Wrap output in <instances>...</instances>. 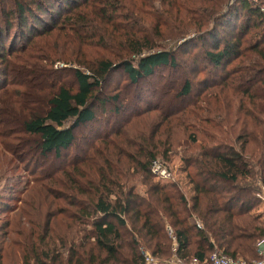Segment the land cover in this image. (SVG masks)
<instances>
[{"label":"trees","instance_id":"16d2710c","mask_svg":"<svg viewBox=\"0 0 264 264\" xmlns=\"http://www.w3.org/2000/svg\"><path fill=\"white\" fill-rule=\"evenodd\" d=\"M259 1L0 0V42L14 32L25 42L0 53V187L17 162L39 172L21 209L0 194V264H145L142 250L186 262L215 250L249 264L261 258ZM184 69L205 79L183 77ZM119 70L140 90L135 99L124 89L102 98ZM152 78L174 94L163 100L152 89L158 105L137 112ZM107 101L135 120L67 166L76 131ZM176 132L191 144L181 159L190 201L181 182L154 181L151 171L176 154Z\"/></svg>","mask_w":264,"mask_h":264},{"label":"rangeland","instance_id":"374dc122","mask_svg":"<svg viewBox=\"0 0 264 264\" xmlns=\"http://www.w3.org/2000/svg\"><path fill=\"white\" fill-rule=\"evenodd\" d=\"M259 1V0H258ZM9 3H13V0H8ZM233 2V1H232ZM257 2V1H256ZM258 4L260 3L257 2ZM262 12L264 14V6L262 7ZM45 19H47V21H50L49 18L45 17ZM244 19L242 18L240 20V24L241 25L243 23ZM51 22V21H50ZM3 27V25L1 26ZM0 27V31L2 32V29ZM15 29H13L12 31H14ZM17 30V29H16ZM255 32V31H254ZM3 33V32H2ZM4 37V36H3ZM5 37L3 38V40L0 42V53L3 51V48H7L9 47V45H18L21 46L23 43L22 39H21V35H19V33L15 34V32L12 34V36L9 38L10 41L5 40ZM200 46V45H199ZM64 64L62 63H57L56 67L61 68L63 67ZM2 65L0 63V80L5 81L6 80V76L2 70ZM169 71H166V74ZM185 73L187 74L188 77L191 78H195L197 72H193L190 69H184L181 70L180 75H183V77H185ZM220 73V72H219ZM153 79V78H152ZM203 79H205V74H198L195 78V81H203ZM66 81H71V77H68L66 79ZM153 82H149V83H145L141 86L143 94L141 95L142 98H137L136 102L140 99H142V104L138 103V111L137 112H142L143 110H147L150 109L156 105H158V101L156 100V96H152V89H155L157 91L160 90L161 93H164L163 95L160 94V96L162 97L163 100H169L170 98H172V95L174 94V92H172L170 90L169 87H166L165 85L163 87H161L163 85V80L161 78H157V79H153ZM128 81H127V75L126 73H124L123 70H119L117 71L114 76L112 77V81L110 82L108 89L106 90V92L103 94V99L106 98L108 95L110 96H114L117 94H120L121 92L124 93V90H126L128 92L127 94V101L129 99H135V97L138 95V93L140 92V90L136 87H132L127 85ZM154 84H156L157 87L153 86ZM160 89H159V88ZM201 86L197 87V90L200 88ZM124 89V90H123ZM169 91H171V93H169ZM166 92H168V94L166 95ZM150 99H153V104H149L148 101ZM160 107V106H159ZM114 106L112 105V103L110 102H106L103 106H98L96 109V113H97V119L95 122L88 124V125H84L82 127H80L77 131H76V141H75V146L66 152V155H68L69 158H67V160L64 162V164H66L67 166L70 165L71 163V159L77 155V154H81V157L83 156V152L84 151H89V153H91V147H95L97 145H100L102 142V139L107 136V135H112L113 137L111 139L115 138L114 133L118 132L119 130H124L126 127L129 126V124H127V121L135 116L133 115V113L130 112H123L122 114L117 115L114 111ZM135 117H133V119L130 120V122L134 121ZM116 121H118L119 124L116 123ZM115 122V124H114ZM183 134L180 132H176V134L174 135V139L175 142L178 143V148L176 146H174V150L177 151L176 154H172L170 156V159L165 161L162 157H159V161H161L166 169L173 175V179L175 181L181 182L183 184L184 187V191L186 192V196L188 197L189 201L191 200V198L193 197V192L191 191V186L187 185V181H186V171H185V163L181 160L182 159V155L184 154L185 149L188 147L189 140L187 142V140H184L183 138ZM5 141L0 139V148H2L1 143H3ZM11 145H15L16 143L14 142H10ZM191 145V144H190ZM10 158V156L8 157ZM70 161V163H69ZM18 163V164H17ZM17 167L19 166V168L16 167V170H13V172H10V179L9 182H4L7 184H2V186L0 187V194L2 193L3 195H6L5 197H10V198H4L5 201L7 199H15L14 201H8V204L10 207H16L18 208L17 210L21 209L24 205V201L26 199L29 198L30 196V190L31 187L34 184V179L36 177V175L39 174L38 172V167H34L32 166L30 169H27V164H24L23 162L19 163L17 162ZM154 181H156L154 179ZM171 183V181H170ZM140 191L143 193L144 190L141 187ZM260 197L262 199V203L260 205V207L255 210L254 212H264V187L262 188V193L260 194ZM10 210V209H8ZM7 210V211H8ZM6 212L7 214L10 212ZM6 214V215H7ZM11 214H9L8 218L10 217ZM7 218V216H6ZM0 219H4V216H0ZM2 222H0L1 225ZM173 256L168 257V258H159L160 260L166 261L169 259H172Z\"/></svg>","mask_w":264,"mask_h":264},{"label":"built area","instance_id":"2783aa9c","mask_svg":"<svg viewBox=\"0 0 264 264\" xmlns=\"http://www.w3.org/2000/svg\"><path fill=\"white\" fill-rule=\"evenodd\" d=\"M152 173L154 175V178L158 182L168 183V182H175L173 179V175L166 169L165 165L161 161H155L152 164ZM198 227L202 228V225L198 223ZM169 237L172 239L174 246L177 245L176 236L174 234V230L167 226L166 228ZM259 248V255L260 259L254 261L252 264H264V241H260L258 243ZM142 254L144 256L145 264H249L248 262L244 260H236L233 258L228 257L223 252H220L218 250H215L211 256L207 259H201V258H194L190 262H186L182 260L177 255H174L172 259L163 261L159 258L153 256L150 252L146 250H142Z\"/></svg>","mask_w":264,"mask_h":264}]
</instances>
